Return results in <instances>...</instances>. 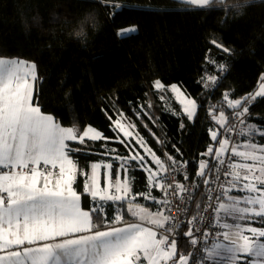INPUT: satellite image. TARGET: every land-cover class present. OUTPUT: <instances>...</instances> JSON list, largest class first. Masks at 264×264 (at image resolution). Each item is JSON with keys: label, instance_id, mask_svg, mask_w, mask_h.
<instances>
[{"label": "trees", "instance_id": "16d2710c", "mask_svg": "<svg viewBox=\"0 0 264 264\" xmlns=\"http://www.w3.org/2000/svg\"><path fill=\"white\" fill-rule=\"evenodd\" d=\"M110 3L128 7L113 17ZM86 12L95 13V26L89 24L86 35L77 38L73 31ZM129 28L135 30L126 38L117 35ZM213 40L230 51L223 52ZM0 58L36 64L34 102L44 114L76 128L79 135L91 127L105 137L68 143L77 163L74 187L82 194V206L90 210L95 204L84 192L89 164L109 162L115 176L120 163L116 157L128 156V147L137 151L133 140L119 142L121 136L113 131L118 118L135 125L130 130L159 158L171 155L187 161L190 176L196 175L200 160L215 164L201 154L209 145L218 147L209 129L219 132L218 139L226 134L213 113L223 111L227 127L233 121V110L220 99L225 94L230 99L254 95L264 76V0H251L242 15L230 0H213L205 7L179 0H0ZM216 64L224 66L222 72ZM207 74L217 80L205 87ZM156 80L163 90L154 87ZM171 84L196 101L193 120L170 91ZM245 106L250 112L247 123L264 130V97ZM254 142L264 144V136H255ZM126 166L132 194L142 202L147 177L135 161ZM205 191L198 178L193 214L200 211L196 203L204 204ZM117 208L121 203H105L101 219H111ZM181 239L185 244L178 242V249L187 254L191 245L182 233Z\"/></svg>", "mask_w": 264, "mask_h": 264}, {"label": "snow or ice", "instance_id": "6c2138e0", "mask_svg": "<svg viewBox=\"0 0 264 264\" xmlns=\"http://www.w3.org/2000/svg\"><path fill=\"white\" fill-rule=\"evenodd\" d=\"M186 3L205 7L213 0H186ZM125 7L128 6L110 3L112 16ZM89 24L95 26V19L78 21L79 28L84 30L79 36H85ZM134 30L122 29L117 35L126 38ZM213 43L225 53L230 51L215 40ZM36 68L35 63L0 58V264H264V228L240 223L255 218L264 222V144L254 142L255 136H264V130L244 120L248 113L245 105L264 97V82L254 95L243 99L223 96L227 107L243 125L238 135L245 140L234 143L229 137L218 139L219 132L209 129L211 140L218 147L209 145L201 154L215 164L210 165L209 160L199 162L196 178L205 186L207 201L195 204L199 212L193 214L187 203L192 201L191 190L196 183L186 185L175 176L183 173L185 181L190 179L186 171L188 162H179L168 155L171 163L166 164L139 133L130 130L135 125H126L122 120L115 121L113 128L119 130L118 137L123 132L124 138L119 142L135 138L145 155L132 149L134 154L116 159L122 161L120 167L125 171L130 161H136L148 174L149 190L140 195L162 207L150 211L134 203L131 180L127 178L101 188L98 179L101 164L93 163L84 192L91 196L95 207L84 210L82 194L74 187L77 163L70 158L73 149L67 142L78 139L84 143L85 137L91 140L105 137L91 127L79 135L76 128L62 127L52 115L42 112L33 101L38 79ZM216 80V76H208L205 87ZM154 87L165 88L159 80ZM171 91L178 94L177 99L184 95L175 84ZM181 102L188 120H193L196 101ZM212 119L226 131H236L235 125L227 127L223 111L219 116L213 113ZM146 157L156 165L155 171L147 165ZM103 166L109 170L113 167L111 163ZM112 187L115 193L109 191ZM153 189L163 193L162 198L153 196ZM174 199L179 200L178 211L190 214L186 223L166 214ZM109 201L120 202L121 206L126 203L132 221L126 222L119 208L111 219H101L104 204ZM204 213H208L206 227L218 229L214 234L196 226L205 219ZM213 217L215 225H211ZM181 233L192 247L187 254L178 249V242L185 244Z\"/></svg>", "mask_w": 264, "mask_h": 264}, {"label": "crops", "instance_id": "0c3cea01", "mask_svg": "<svg viewBox=\"0 0 264 264\" xmlns=\"http://www.w3.org/2000/svg\"><path fill=\"white\" fill-rule=\"evenodd\" d=\"M179 1H182V2H186V0H179ZM196 7H200V6H196ZM5 59H17V58H5ZM17 60H22V59H17ZM22 61H25V62H27V63H32V62H29V61H26V60H22ZM178 87V86H177ZM171 88V85L169 86V89ZM179 88V87H178ZM35 90H36V82H35V85H34V93H35ZM170 91H171V89H170ZM172 92V91H171ZM34 93H33V101H34ZM183 93V92H182ZM184 94V93H183ZM176 99V98H175ZM177 100V99H176ZM177 102L180 104V102L177 100ZM35 103V102H34ZM55 119V118H54ZM56 120V119H55ZM117 120H120L119 118L117 119ZM117 120H115V121H117ZM58 121V120H57ZM115 121H114V123H113V128L115 127ZM62 126V125H61ZM62 127H66V126H62ZM89 127H86L81 133H80V135H82L83 134V132L85 131V130H87ZM96 130V129H95ZM96 131H98V130H96ZM119 130H117L116 131V133L118 132ZM132 131V130H131ZM134 132V131H133ZM135 133V132H134ZM119 135L121 136V139H123L124 137H123V132H119ZM85 139H87V140H91V139H89L88 137H85L84 138V140ZM134 141L135 142V144H137L136 143V139L135 138H132V137H130V138H127L126 140H125V143H127V142H130V141ZM244 140H245V138H243L242 139V143H244ZM70 142H79V140L77 139V140H75V141H68L67 143H70ZM137 146H138V144H137ZM140 148V151H139V153H140V155H141V153L143 152V149L141 148V147H139ZM132 149H134V148H132V147H128V151H129V155L130 154H134V153H132ZM136 151V150H135ZM124 157H127V156H124ZM71 158V157H70ZM161 160H165V159H162V158H160ZM118 161L120 162L119 163V165H118V167H117V170H116V173H115V176H113L112 175V169L111 170H109V169H106L103 165H105V164H108L109 162H106V161H94V162H91L90 164H89V168H88V174H87V177L88 176H90V174H91V164H93V163H99V164H101V168L99 169V176H98V179H99V184H100V187L101 188H104V187H106L109 183L110 184H112V185H115V183H116V181L117 180H120V182L122 183L126 178L127 179H129L128 178V167L126 166V168H127V171H125L124 169H121V167H120V165H121V163H122V161L121 160H119L118 159ZM146 161H147V165L149 166V167H151L154 171L156 170V165L155 164H153L152 163V161H151V159L150 158H146ZM136 162V161H135ZM165 162V161H164ZM140 169H142L141 167H139ZM143 170V169H142ZM56 171L58 172V169H56ZM144 171V170H143ZM106 173L108 174L107 176H106ZM144 173H145V175H146V177H147V173L144 171ZM86 182H88L87 181V179H86V181H85V184H86ZM147 182H148V180H147ZM85 187V186H84ZM149 190V189H148ZM147 190V191H148ZM109 191L111 192V193H115V188L114 187H112V188H110L109 189ZM146 191V192H147ZM145 192V193H146ZM79 193V192H78ZM161 192L158 190V189H153L152 190V195L153 196H156L158 199H160L161 198ZM234 194H236V195H242V193H234ZM90 196V195H89ZM91 197V196H90ZM116 203H120V202H116ZM134 203H139V204H141L142 206H144V207H147V208H149V210L150 211H156L158 208H160V207H162V206H160V205H154L153 204V201H151V200H145L144 199V201H142V202H138V201H134ZM81 206H82V197H81ZM82 208L84 209V210H88V209H85L83 206H82ZM120 209H122L121 210V212L123 213V215H124V218H125V221L126 222H131L132 221V217L130 216V214H128V212H127V204L125 203V204H123V206H122V208H120ZM229 223H233V221H231V220H229L228 221ZM243 226H245V227H248V226H251V227H257V228H264V222H261V218H255V219H252V220H246V221H241L240 222ZM145 264H146V262H145Z\"/></svg>", "mask_w": 264, "mask_h": 264}, {"label": "built area", "instance_id": "2783aa9c", "mask_svg": "<svg viewBox=\"0 0 264 264\" xmlns=\"http://www.w3.org/2000/svg\"><path fill=\"white\" fill-rule=\"evenodd\" d=\"M230 99V98H229ZM220 102L221 103H224L226 104V102L223 100V97L220 99ZM250 112L248 111V113L246 114V116L244 117V120H245V123H247V117L249 116ZM233 125H235L236 127V131H232V132H228L226 131V134L224 135V138L225 137H229L231 139L232 142L234 143H242V136L241 135H238V132H239V129L241 127H243V125H241L239 123V121L236 119V117L233 115V121L232 123L229 125V128H231ZM238 158L236 157H233V160H237ZM179 162H184V161H179ZM171 163V162H170ZM44 166L41 165V168H43ZM56 171V170H55ZM186 171L188 172V167L186 169ZM57 172V171H56ZM188 175L190 177V179L188 181H185L183 179V173H176L175 176H176V180L181 182V183H184L186 185L188 184H192V183H196V185H198V178H196V175L195 176H190L189 172H188ZM213 187H215V185L213 184L212 185ZM197 187V186H196ZM196 187L192 188L191 190V196H192V201H188V208L190 209L191 205H192V202H193V199H194V195H195V189ZM163 196V193L161 194V198ZM206 198L204 199V203H206ZM179 204V200L178 199H174L173 200V203H172V206L170 208H168L166 210V214L168 216H170L173 220H181L183 222L186 223V221L188 220V212H185V213H181L180 211L177 210V205ZM204 216H205V219L203 221H198L197 222V227L198 228H201L202 230H207V231H211L213 232V234L215 233V231H217L218 229L214 228V227H206L207 225H209V220H208V213H204ZM211 225H215V218L213 217L212 220H211ZM197 235H199V233H197ZM187 238V237H186ZM188 239V238H187ZM192 248V247H191ZM192 250V249H191Z\"/></svg>", "mask_w": 264, "mask_h": 264}, {"label": "clouds", "instance_id": "9594fccd", "mask_svg": "<svg viewBox=\"0 0 264 264\" xmlns=\"http://www.w3.org/2000/svg\"><path fill=\"white\" fill-rule=\"evenodd\" d=\"M251 0H230V3L232 4V7L234 11H236L238 14H243L246 7L249 6ZM84 18H96L94 12H86L84 14ZM84 31L80 28L73 31V35L77 38L81 37L78 35L79 32ZM86 35V32L84 33Z\"/></svg>", "mask_w": 264, "mask_h": 264}, {"label": "rangeland", "instance_id": "374dc122", "mask_svg": "<svg viewBox=\"0 0 264 264\" xmlns=\"http://www.w3.org/2000/svg\"><path fill=\"white\" fill-rule=\"evenodd\" d=\"M220 65H222V64H216V66H215V69L217 70V71H219V72H222V69L220 68ZM208 76H211V75H204V77H203V83L205 84V81H206V78L208 77ZM262 83V81L259 83V85H258V88L256 89V91H258L259 90V88H260V84ZM173 84H171V86H172ZM176 85V84H175ZM177 86V85H176ZM171 89V88H170ZM255 91V92H256ZM180 92H182L181 90H180ZM173 93V95H174V97L177 99V96H178V94L177 93H174V92H172ZM186 99H189L188 97H186L185 95H183L182 97H180L179 99H177L179 102H180V105H181V108H182V110H183V107H184V105L182 104V102L181 101H186ZM219 116V115H218ZM138 147H141L139 144H138ZM138 147L136 148L137 149V151L140 149H138ZM142 148V147H141ZM143 149V148H142ZM141 155H145V153H144V149H143V152L141 153ZM147 159H148V157H146ZM165 161V163L166 164H170V162L169 161H167V160H164Z\"/></svg>", "mask_w": 264, "mask_h": 264}]
</instances>
